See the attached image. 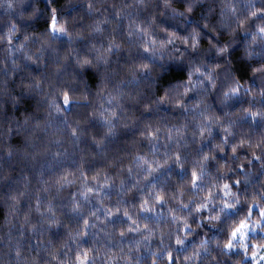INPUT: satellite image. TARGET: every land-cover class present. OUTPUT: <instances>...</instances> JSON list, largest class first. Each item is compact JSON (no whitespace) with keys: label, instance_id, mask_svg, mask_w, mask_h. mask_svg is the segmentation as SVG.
Returning <instances> with one entry per match:
<instances>
[{"label":"clouds","instance_id":"1","mask_svg":"<svg viewBox=\"0 0 264 264\" xmlns=\"http://www.w3.org/2000/svg\"><path fill=\"white\" fill-rule=\"evenodd\" d=\"M0 264H264V0H0Z\"/></svg>","mask_w":264,"mask_h":264}]
</instances>
